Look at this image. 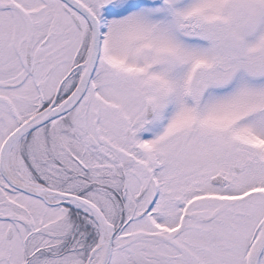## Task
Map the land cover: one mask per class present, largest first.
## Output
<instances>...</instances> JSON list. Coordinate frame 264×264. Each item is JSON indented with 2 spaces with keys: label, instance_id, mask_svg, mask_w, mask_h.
Instances as JSON below:
<instances>
[{
  "label": "snow or ice",
  "instance_id": "obj_1",
  "mask_svg": "<svg viewBox=\"0 0 264 264\" xmlns=\"http://www.w3.org/2000/svg\"><path fill=\"white\" fill-rule=\"evenodd\" d=\"M0 264H264V0H0Z\"/></svg>",
  "mask_w": 264,
  "mask_h": 264
}]
</instances>
